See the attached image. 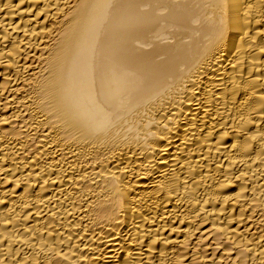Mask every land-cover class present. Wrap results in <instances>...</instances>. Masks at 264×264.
<instances>
[{
	"label": "bare ground",
	"instance_id": "obj_1",
	"mask_svg": "<svg viewBox=\"0 0 264 264\" xmlns=\"http://www.w3.org/2000/svg\"><path fill=\"white\" fill-rule=\"evenodd\" d=\"M0 264H264V0H0Z\"/></svg>",
	"mask_w": 264,
	"mask_h": 264
}]
</instances>
